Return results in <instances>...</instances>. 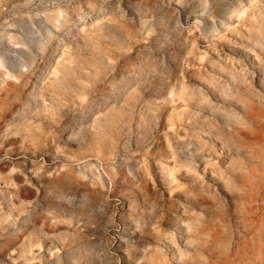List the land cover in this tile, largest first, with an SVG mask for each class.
<instances>
[{
  "label": "rangeland",
  "instance_id": "374dc122",
  "mask_svg": "<svg viewBox=\"0 0 264 264\" xmlns=\"http://www.w3.org/2000/svg\"><path fill=\"white\" fill-rule=\"evenodd\" d=\"M0 264H264V0H0Z\"/></svg>",
  "mask_w": 264,
  "mask_h": 264
}]
</instances>
